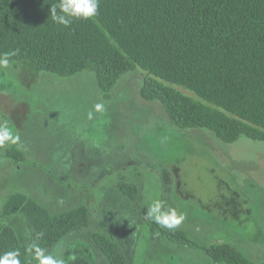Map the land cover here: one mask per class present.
Masks as SVG:
<instances>
[{"label": "rangeland", "instance_id": "rangeland-1", "mask_svg": "<svg viewBox=\"0 0 264 264\" xmlns=\"http://www.w3.org/2000/svg\"><path fill=\"white\" fill-rule=\"evenodd\" d=\"M146 75L140 67L123 74L106 98L93 65L71 76L38 71L30 61L0 70V121L20 137V146L0 149V209L16 191L53 211L88 207L89 226L45 250L62 248L66 263L80 254L110 264L93 234L116 237L115 224L129 264H226L153 233L118 187L129 181L149 206L161 201L183 214L176 228L201 245L229 243L263 261L264 141L243 135L228 143L207 129L178 127L160 101L143 98ZM8 149L25 159L14 160ZM4 221L28 241L30 224L21 214Z\"/></svg>", "mask_w": 264, "mask_h": 264}, {"label": "trees", "instance_id": "trees-1", "mask_svg": "<svg viewBox=\"0 0 264 264\" xmlns=\"http://www.w3.org/2000/svg\"><path fill=\"white\" fill-rule=\"evenodd\" d=\"M58 0H0V55L30 61L38 71L71 76L93 65L106 98L123 74L140 67L147 72L143 98L160 101L182 129H207L228 143L245 135L264 141V0H99L98 13L69 27L54 23L51 5ZM174 85L190 91L184 94ZM16 161L18 149L7 150ZM118 187L140 208L139 187ZM21 214L30 224L23 242L4 219ZM90 224L88 207L53 211L26 193L8 194L0 209V256L19 251L21 264H38L30 251L57 246L71 232ZM153 233L191 248L200 247L215 263L264 264L229 243L201 245L186 230L151 223ZM116 237L102 232L93 239L110 264H129ZM43 232L42 239L37 234ZM66 264H93L73 255Z\"/></svg>", "mask_w": 264, "mask_h": 264}, {"label": "clouds", "instance_id": "clouds-1", "mask_svg": "<svg viewBox=\"0 0 264 264\" xmlns=\"http://www.w3.org/2000/svg\"><path fill=\"white\" fill-rule=\"evenodd\" d=\"M99 0H58L51 5V20L64 27H69L75 20H88L98 13ZM17 52L0 55V70L10 67V57ZM96 111H101L103 105H95ZM10 145L20 146V137L13 133L7 121H0V149ZM144 219L148 222L160 225L163 228L175 229L185 219L184 215L176 209L167 207L161 201H154L146 210ZM43 232L37 234V240L42 239ZM38 264H66L64 250L61 248L57 254H46L45 250L34 244L30 249ZM19 251H10L0 256V264H21Z\"/></svg>", "mask_w": 264, "mask_h": 264}]
</instances>
